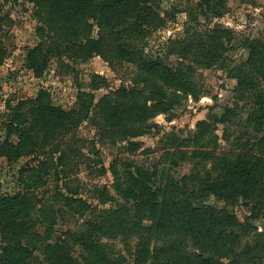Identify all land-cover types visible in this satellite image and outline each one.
<instances>
[{
	"label": "trees",
	"instance_id": "trees-1",
	"mask_svg": "<svg viewBox=\"0 0 264 264\" xmlns=\"http://www.w3.org/2000/svg\"><path fill=\"white\" fill-rule=\"evenodd\" d=\"M25 1L33 6L41 41L27 54V68L36 78L44 76L52 59L86 62L100 56L107 60L111 51L133 65L137 74L131 89L105 95L97 104L94 95L80 91L77 107L70 111L54 106L45 90L14 107L8 105L1 156L10 163L23 158L29 162L18 173L25 190L0 194V264H131L123 255L108 256L103 238H135V251H130L134 264H244L255 249L264 258V249L257 244L238 251L241 233L246 234L249 226L239 223L232 209L242 201L251 220L264 217V45L246 39L247 60L230 68L222 58V45L221 51H216V45L231 37L221 27L198 37L185 31L182 38L173 40L170 56L192 57L195 65L207 70L220 66L237 82V92L242 93L238 101L246 98L250 106L246 128L252 127V133L245 129L238 135L234 153L212 157L215 177L207 176L193 198L180 193L175 178L155 187V174L148 175L142 169L132 174L112 165V186L124 203L109 209L87 234L61 232L57 230L58 206L74 212H84L88 206L79 197V188L66 186L64 192L57 185L55 190L48 189L52 177L56 183L67 178L65 170L77 156L69 147L63 148V137L73 138L84 123L97 120L101 121L95 124L99 142L111 140L109 134L114 131L125 141L143 136L148 120L174 110L188 96L197 98L196 84L191 79L192 69L185 70L183 63L166 64L144 53L146 36L164 24L149 6H157V0ZM1 12L0 3V66L7 55ZM95 25L99 33L94 37ZM131 36L141 47L127 43ZM102 84L104 79L92 76V90ZM224 113L217 122L226 125L234 111L224 109ZM209 135L200 131L194 138L196 147L206 146ZM99 152L95 154L100 158ZM98 164L106 173L100 159ZM170 172L163 174L169 178ZM96 193L102 203L114 202L107 190ZM212 199L215 204L209 203ZM218 203L223 206L218 207Z\"/></svg>",
	"mask_w": 264,
	"mask_h": 264
},
{
	"label": "rangeland",
	"instance_id": "rangeland-1",
	"mask_svg": "<svg viewBox=\"0 0 264 264\" xmlns=\"http://www.w3.org/2000/svg\"><path fill=\"white\" fill-rule=\"evenodd\" d=\"M0 3L2 40L7 50L6 59L0 66V144L6 137L4 125L9 113L8 105L14 107L21 100L34 98L41 90L47 91L54 106L70 111L77 107L80 91L94 95V104H97L105 95L133 87L137 69L119 60L111 50L107 60L100 56H94L86 62L68 58L62 59V62L52 59L44 76L36 78L27 68L28 51L41 42L33 6L25 0H0ZM157 3V6H149L153 7L164 24L146 36L142 43L144 53L151 59L159 57L166 64L180 62L184 64L185 70L191 68L197 98L188 96L174 110L157 114L144 124V127H149L146 134L129 141L114 131L109 134L111 140L99 142L95 124L100 123V120L84 123L73 138L71 135L63 137V148L69 147L77 156L71 158L65 170L67 178L56 183L52 177L48 189L55 190L57 185L64 192L67 191L64 188L66 186L79 188V197L86 200L88 206L84 212L58 206V231L87 234L91 225L98 223L109 209L124 203L116 196L112 186L114 177L109 169L112 165L121 171L125 168L132 174L136 169H142L148 175L155 174V187H163L170 178H175L180 193L193 198L199 193L207 176L215 177L212 173V157L234 153L238 135L245 129L252 133V127L246 128L250 106L245 101L248 100L238 101L242 93L238 94L237 82L229 78L227 71L220 66L207 70L195 65L192 57L183 54L170 56L169 49L171 42L182 38L185 31L198 37L221 27L230 32L231 37L216 45V51L220 52L222 45V58L226 59L228 67L239 65L249 56V51L243 46L246 39L258 40L264 45V0H157ZM98 33L99 28L95 25L94 37ZM127 43L141 47L135 36L128 38ZM93 75L104 79V84L96 90L91 89ZM115 98L119 100V97ZM224 109L234 111L226 125L217 122L225 114ZM200 131L210 134L203 148L196 147L194 143ZM98 150L100 158L95 154ZM99 159L107 169L106 173L100 170L101 165H97ZM28 162L27 158H23L10 163L0 153V194L12 195L25 190L18 181V173ZM169 170V178H166L163 172ZM103 190L109 192L113 203L104 204L97 198L100 195L96 191ZM209 203L215 204V200ZM217 206L223 205L218 203ZM232 209L238 222L249 226L246 234L241 233L238 251L244 252L247 247L256 244L264 249V217L251 220V213L242 201ZM144 224L149 223L146 221ZM101 243L108 256L117 258L123 255L134 264L130 251H135V238L127 241L103 238ZM244 264H264V258L255 249Z\"/></svg>",
	"mask_w": 264,
	"mask_h": 264
}]
</instances>
